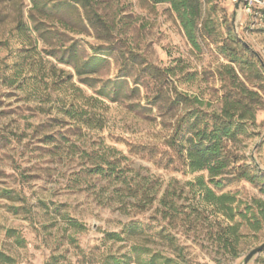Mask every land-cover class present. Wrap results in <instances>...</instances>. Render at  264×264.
<instances>
[{"label":"rangeland","instance_id":"1","mask_svg":"<svg viewBox=\"0 0 264 264\" xmlns=\"http://www.w3.org/2000/svg\"><path fill=\"white\" fill-rule=\"evenodd\" d=\"M202 3L196 47L169 3L0 0V264H243L264 243V219L231 220V196L235 212L259 213L260 188L190 173L168 143L234 86L230 32L252 52L240 57L264 65V0ZM73 50L78 65L106 62L79 76ZM235 67L262 105L234 149L264 170V68L248 82ZM201 177L230 197L228 214ZM240 221L234 242L225 232ZM248 264H264V250Z\"/></svg>","mask_w":264,"mask_h":264},{"label":"trees","instance_id":"2","mask_svg":"<svg viewBox=\"0 0 264 264\" xmlns=\"http://www.w3.org/2000/svg\"><path fill=\"white\" fill-rule=\"evenodd\" d=\"M155 4L169 3L173 10L177 13L188 39L198 47L197 34L201 30L202 16V0H150ZM235 43L234 47L223 45L224 51L231 54V62L239 68V72L246 76L248 82H252L247 73L256 70L258 74L263 73L264 65L258 67L255 59L243 58L238 54V50L242 49L246 53H252L250 48L230 32ZM70 56L73 57L77 74H93L100 70V67L106 62L104 57L90 56L85 59L81 65L78 63L82 60L77 57L76 50L71 51ZM235 65L230 66V76L234 86L227 90L222 98V105L218 109L212 110L210 113H202L200 110H194L191 113V120L187 127H184L187 119H183L177 123L174 133L168 139L169 146L178 153L186 170L190 173L207 171L211 182L215 178L225 177L229 173L232 179L247 180L250 183L258 186L261 192L264 193V170L260 168L254 161L239 163L241 155L236 152L234 146L237 145L249 132V129L256 123V113L262 105L261 95L257 90L251 89L246 82L241 81L239 73ZM111 80L104 83L108 86ZM118 84V83H115ZM250 84V83H249ZM120 93V89L115 91ZM176 103L188 100L187 95L177 92ZM190 100V99H189ZM194 103L203 104L199 99L193 100ZM184 132V134H183ZM199 185L205 190L207 200L214 201L221 212L227 213V204L225 199L230 198L225 194L217 196L215 192L209 188L203 177L199 179ZM236 202L234 196H231V220L239 215L243 220L252 225L251 219H254L258 228L260 220L264 219V202L256 201L258 204V212L256 213L251 208L247 213L235 212L232 204ZM250 215V217H249ZM242 221L235 222L228 229L231 233L233 241H237L239 229ZM107 237L110 239L123 240L118 232H108ZM231 241V242H233ZM231 250L234 249L231 243ZM157 256L154 255L149 259L148 264H155ZM148 262V261H147Z\"/></svg>","mask_w":264,"mask_h":264},{"label":"water","instance_id":"3","mask_svg":"<svg viewBox=\"0 0 264 264\" xmlns=\"http://www.w3.org/2000/svg\"><path fill=\"white\" fill-rule=\"evenodd\" d=\"M258 1H263V0H258ZM264 250V243H262L260 246L254 248L253 250H251L246 257L244 258V262L243 264H248L254 256H256L257 254H259L260 252H262Z\"/></svg>","mask_w":264,"mask_h":264},{"label":"built area","instance_id":"4","mask_svg":"<svg viewBox=\"0 0 264 264\" xmlns=\"http://www.w3.org/2000/svg\"><path fill=\"white\" fill-rule=\"evenodd\" d=\"M247 7L249 8V10H251V4L249 3V4H247Z\"/></svg>","mask_w":264,"mask_h":264}]
</instances>
